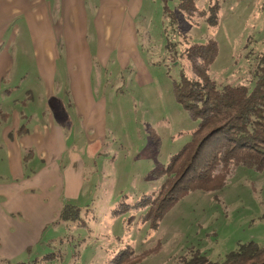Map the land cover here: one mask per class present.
I'll return each instance as SVG.
<instances>
[{"label": "rangeland", "instance_id": "374dc122", "mask_svg": "<svg viewBox=\"0 0 264 264\" xmlns=\"http://www.w3.org/2000/svg\"><path fill=\"white\" fill-rule=\"evenodd\" d=\"M181 1L146 0L147 9L144 5L135 18L138 51L149 80L135 76V60L123 70L97 60L94 93L107 100L106 137L92 144V156L84 146L83 164L69 162L65 170L70 180L78 175L83 182L74 203L85 223L56 224L49 247L42 246L28 259L54 250L61 257L48 264H107L129 246L145 253L132 264H177L190 256L191 248L220 260L239 241L264 243V167L239 166L218 190L185 192L154 228L142 219L144 209L127 206L161 187L162 168L198 124L174 92L186 67L180 52L187 41L216 39L218 51L209 74L217 82H247L255 55L264 49V0H191L204 11L201 15L179 8ZM88 4L90 15L94 6ZM214 15L211 21L216 22L211 23L208 17ZM93 39L89 30L88 40ZM71 126L69 122V142L74 137Z\"/></svg>", "mask_w": 264, "mask_h": 264}, {"label": "crops", "instance_id": "0c3cea01", "mask_svg": "<svg viewBox=\"0 0 264 264\" xmlns=\"http://www.w3.org/2000/svg\"><path fill=\"white\" fill-rule=\"evenodd\" d=\"M145 2L0 0V264L48 248L63 205L75 204L83 182L69 179L68 163L82 165L84 146L92 156V144L106 137L97 60L121 70L135 60V76L150 79L135 23Z\"/></svg>", "mask_w": 264, "mask_h": 264}, {"label": "trees", "instance_id": "16d2710c", "mask_svg": "<svg viewBox=\"0 0 264 264\" xmlns=\"http://www.w3.org/2000/svg\"><path fill=\"white\" fill-rule=\"evenodd\" d=\"M179 8L197 11L200 15L204 12L191 0H182ZM187 14L191 17V13ZM214 17L217 18L214 15L208 20L215 23L211 21ZM187 43L180 52L186 67H182L174 92L187 111L198 118V124L190 132L189 140L162 168L165 178L161 187L127 204L137 210L144 209L142 219L149 221L153 228L165 210L185 192L218 190L229 182L239 166L264 167V49L255 55L247 82H217L209 74L218 51L216 39L208 37ZM80 211V206L67 202L59 213V220H77L84 224ZM134 251L133 247L124 246L107 264H132L145 254ZM61 254L51 250L31 259L2 264H48ZM189 254L177 264H264V243L252 239L239 241L220 260L210 259L192 248Z\"/></svg>", "mask_w": 264, "mask_h": 264}]
</instances>
